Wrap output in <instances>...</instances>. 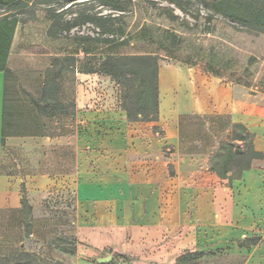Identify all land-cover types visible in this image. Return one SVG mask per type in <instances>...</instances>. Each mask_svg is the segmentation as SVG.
I'll return each instance as SVG.
<instances>
[{
  "label": "rangeland",
  "instance_id": "obj_1",
  "mask_svg": "<svg viewBox=\"0 0 264 264\" xmlns=\"http://www.w3.org/2000/svg\"><path fill=\"white\" fill-rule=\"evenodd\" d=\"M124 1L126 8L119 11L109 6L106 0L70 2L31 0L29 7L18 16L21 24L11 58L12 67L18 69V72L13 75L14 81L16 83L21 81L25 86V93L33 91L36 97H39L35 89L38 85L37 78L51 66L55 57L65 54L68 47L75 43L71 38H66V34L58 38L48 36L49 16L55 17L62 24L65 21L78 19L80 16L104 15L111 20L115 33H118L119 28H123L129 37V44L113 48L111 52L125 56L151 55L157 59L159 68L175 67L187 78L184 83L176 81L178 88L175 102L163 100L159 90L158 121L141 122L144 127H148L144 130V134L148 135L146 142L149 150H162L165 153L167 183L176 181L178 177L172 161V159L177 161L178 156L173 155L174 153L207 154L219 141L230 138L232 135L231 119L228 116L219 118L217 115L194 116L182 113L184 110L181 107L186 105L190 95L189 75H201L208 80L211 77L205 73V70L213 68L222 76L220 78L222 83L232 84L235 97L243 100L245 105L246 127L255 134L257 147L264 148V93L261 92L264 84V30L254 23L247 24L228 18L207 7L202 0H172L181 5L186 14L163 0ZM161 7L173 9L181 21L172 20L167 12L161 10ZM6 11V8H0V15ZM182 20H187L189 24L182 23ZM168 32L177 35L174 41L167 37ZM99 33V28L92 23H87L75 28L70 36L97 38ZM117 37L116 34L109 36L111 39ZM100 53L101 49L95 58L86 57L81 53L78 65L84 69L95 64L98 67ZM95 75H98L97 79L91 83L97 87L99 94L109 92V100L116 97L119 110L124 112L127 118V113L122 109L119 87L115 81L101 73ZM163 79L164 83L172 84L174 75L166 78L163 75ZM237 79H242L249 87L230 82ZM200 90L201 93L205 92L203 88ZM25 93H22L19 102L20 107L25 108V112L29 114L27 109L29 99ZM59 94L66 103H76L75 74H64ZM84 94L81 89L80 98H83ZM89 99L91 96L80 101L83 100L86 104ZM103 102L105 101L101 103ZM86 109L90 110L88 106ZM25 112L21 113L25 115ZM20 121L22 125L20 126L18 122L19 125L14 127L15 131L24 129L26 122L37 123L32 118L24 117ZM174 123H176L175 127ZM41 124L42 126L38 125V127L45 128L44 121ZM65 127L57 121L54 126L48 125L55 134ZM175 128L179 131L178 143L170 145L168 134ZM38 132L40 133V130ZM163 139H166V145L163 144ZM8 145L7 156L13 157L14 164L20 165L23 173L36 169L40 155L46 148L43 141L35 139H12ZM122 147H124L123 144L118 145V148ZM86 151L89 154L92 147L87 145ZM253 167L264 171V159L255 161ZM251 181L253 185H256L255 180ZM172 192H174L173 188L167 190V193L171 195ZM74 197L72 193L54 194L35 212L28 208L22 213V217L11 214L10 221L2 224L0 229V264H99L96 259L107 255H113L109 264H133L135 261H141L143 264H176L177 257L186 251L206 254L193 264H244L247 250H251L257 240L264 242V222H262L255 228L253 241L230 240L231 245L220 247L219 240L214 239L211 242L208 233L204 230L205 223H201L202 221H198L197 217L193 216V206L190 205L187 211L190 216L183 217V225L195 232L193 240L187 234L188 229H185L183 236L186 238L181 237L182 241H178L180 248L175 247L173 250L174 236L167 233L159 245L165 244L166 249H160V253L158 244L155 242L137 256H129L123 254L122 245L102 249L90 243L88 239L79 242L77 207ZM253 198V196L250 197L251 200ZM86 220L83 226L86 228V233H90L93 231L91 228L97 225L88 218ZM224 223L228 221H223ZM125 226L128 228L129 225L125 223ZM97 235L99 238L102 237L99 232ZM126 238H130L128 229Z\"/></svg>",
  "mask_w": 264,
  "mask_h": 264
},
{
  "label": "crops",
  "instance_id": "obj_2",
  "mask_svg": "<svg viewBox=\"0 0 264 264\" xmlns=\"http://www.w3.org/2000/svg\"><path fill=\"white\" fill-rule=\"evenodd\" d=\"M19 27L6 70L0 71V229L2 224L10 221L11 214L22 217L24 188L34 212L54 194L72 193L77 207L79 242L88 239L102 249L122 245L123 254L129 256H137L155 242L160 253V249H166L165 244L159 245L167 233L174 236L173 250L180 246L178 241L185 237V229H188L187 234L193 240L195 232L183 225V217L190 216L187 214L190 205L193 206V216L205 223L204 230L211 242L219 240L220 247L231 245L230 240L254 237L255 228L264 222L263 170L252 167L239 179L229 182L208 170L209 152L174 153L178 156L177 161L172 159L178 177L176 181L167 183V158L162 150H149L146 142L148 135L144 134L148 127L141 122H129L125 113L119 110L116 97L109 100V92L99 94L97 87L91 83L97 79L98 75L95 74H76L74 117L50 118L40 115L32 101L36 93H25L21 81H14L13 75L18 69L12 67L11 58ZM45 72L37 78L35 89L39 95ZM163 75L165 78L174 75V82L164 83ZM209 76L211 79L208 80L201 75L188 76L190 95L186 105L181 107L184 110L182 113L228 116L232 123L246 126L245 105L243 100L235 97L234 86L222 83L218 77ZM176 81L184 83L187 78L175 67L159 68V90L163 100L167 99L170 103L177 100ZM202 88L205 90L204 96L200 90ZM81 89L85 93L83 98H80ZM22 93L29 99V114L20 107ZM87 96H91V99L86 104L80 101ZM103 100L105 102L101 103ZM87 106L90 110L86 109ZM23 111L25 115L21 113ZM23 117L32 118L37 123L26 122L24 129L15 131L14 127L22 125L20 119ZM42 121L45 128L41 129L38 125L42 126ZM56 121L66 127L55 134L48 125L54 126ZM177 129L168 134V144L178 143ZM12 139L43 141L46 148L34 171L23 173L22 167L14 164L13 157L7 156L8 144ZM163 140L166 145V139ZM119 144L124 147L118 148ZM87 145L92 147L89 154ZM254 145L256 150L264 153V148L257 147L256 140ZM251 180H255L256 185ZM172 188L174 192L171 195L167 190ZM87 218L97 225L91 228L93 231L90 233H86L83 226ZM223 221L228 223L223 224ZM125 223L129 225L128 228ZM127 229L129 239L126 238ZM97 232L102 237L99 238ZM133 264L143 262L135 261ZM244 264H264L262 240L247 250Z\"/></svg>",
  "mask_w": 264,
  "mask_h": 264
},
{
  "label": "trees",
  "instance_id": "obj_3",
  "mask_svg": "<svg viewBox=\"0 0 264 264\" xmlns=\"http://www.w3.org/2000/svg\"><path fill=\"white\" fill-rule=\"evenodd\" d=\"M74 1V0H67ZM162 1V0H161ZM175 6L182 13L185 9L172 0H163ZM204 4L222 15L243 22L254 23L264 30V0H202ZM31 0H0V8L7 11L0 15V71L6 70L7 59L10 53L12 42L21 20L18 18L20 12L29 7ZM112 8L122 11L126 8L124 0H106ZM152 4H155L152 2ZM167 12L172 20H180L171 8H162ZM50 24L47 27V34L52 38L66 34V38L74 40L68 47L65 54L57 56L53 60L52 66L44 73V82L39 97H32V101L37 111L42 116L58 118L61 116L74 117L76 113L75 102L66 103L59 94L62 88V81L65 73L84 74H104L111 77L119 87L120 102L122 109L127 113L129 122L158 121L159 117V66L158 61L151 55L125 56L111 49L129 44V37L123 28L118 29V33L113 31V24L107 16H80L73 21L60 23L55 17H48ZM87 23L94 24L99 28L100 33L97 38L90 36H70L71 32ZM182 23L189 24L187 20ZM212 33V31H208ZM118 35L111 39L109 36ZM172 41L176 39L175 33H166ZM101 49L100 64H95L89 68H82L79 55L82 53L86 57L95 58ZM93 60V59H91ZM95 60V59H94ZM188 65L190 63H187ZM205 73L222 78V76L210 68ZM235 85L249 87L242 79L230 80ZM264 93V84L262 85ZM222 118V115H217ZM232 135L230 138L221 140L209 152L208 170L215 173L220 179L232 182L239 179L241 175L253 167L255 161L264 159V153L256 150L254 145L255 134H253L244 124L232 123ZM240 143L242 145H240ZM4 145V140H3ZM22 210L32 207L29 205L22 188ZM255 237L245 239L253 241ZM258 240L253 244L257 245ZM206 254L203 252L186 251L178 257L176 264H193Z\"/></svg>",
  "mask_w": 264,
  "mask_h": 264
},
{
  "label": "water",
  "instance_id": "obj_4",
  "mask_svg": "<svg viewBox=\"0 0 264 264\" xmlns=\"http://www.w3.org/2000/svg\"><path fill=\"white\" fill-rule=\"evenodd\" d=\"M112 259H113V255H107L104 258L97 259V262L99 264H109L111 263Z\"/></svg>",
  "mask_w": 264,
  "mask_h": 264
}]
</instances>
